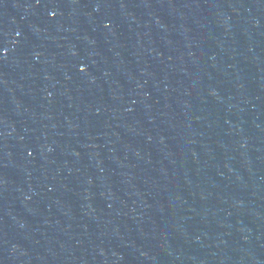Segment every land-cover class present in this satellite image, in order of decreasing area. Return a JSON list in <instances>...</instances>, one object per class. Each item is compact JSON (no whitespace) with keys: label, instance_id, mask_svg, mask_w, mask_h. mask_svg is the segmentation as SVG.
<instances>
[{"label":"water","instance_id":"water-1","mask_svg":"<svg viewBox=\"0 0 264 264\" xmlns=\"http://www.w3.org/2000/svg\"><path fill=\"white\" fill-rule=\"evenodd\" d=\"M0 264H264V0H0Z\"/></svg>","mask_w":264,"mask_h":264}]
</instances>
